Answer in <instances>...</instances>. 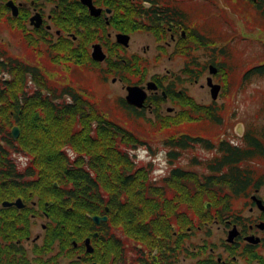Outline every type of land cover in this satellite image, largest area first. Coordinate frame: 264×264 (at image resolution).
<instances>
[{
	"label": "flooded vegetation",
	"instance_id": "flooded-vegetation-1",
	"mask_svg": "<svg viewBox=\"0 0 264 264\" xmlns=\"http://www.w3.org/2000/svg\"><path fill=\"white\" fill-rule=\"evenodd\" d=\"M87 1L0 0V27L8 23L12 27L11 30L18 35L33 40L34 45L44 44L43 46L49 49L61 43L64 46L72 45L79 39L89 48H87L88 52L93 50L94 46H100L105 55L103 62L109 66V71L118 74L113 82H119L125 91L130 86L140 87L146 94L141 109L127 105L128 108L138 112L148 110L153 116L162 111L164 104L181 106L184 112L195 111L198 106L193 97L176 86L182 82L179 78L165 81L164 78L153 77L146 81L139 79L135 84H126L125 74L129 73L133 56L132 54L127 56L128 46L117 42V35H126L130 39L131 35L141 33L144 31L142 28L146 27L147 31L152 30L155 35L152 34L155 39L153 43L156 49L158 47V54L162 55L160 57L166 55L164 48L166 50L172 48V52L168 53V60L172 55H178L190 58L189 63L193 66V50L208 47L210 44H207L208 38L197 35L194 30L186 26V15L175 5V1L163 7L156 5L155 18L149 16L150 11H153V5H150L148 0H89L91 6L99 10L97 16L91 15ZM253 1L254 4H258L260 8L258 10L264 16L262 3ZM124 16L128 17L127 25L123 23ZM115 18L118 21H115ZM138 20L140 23L137 22ZM106 31L110 32L106 33V43L102 44L100 32ZM147 33L150 35V32ZM200 38L202 42H198ZM53 42L56 44L52 45ZM67 50L68 48L65 49ZM114 50L124 52L125 56L118 55ZM3 55L4 51L0 48L1 63L4 62ZM90 58L92 59V51ZM142 60L145 62V58L139 56L136 62ZM208 65L209 72L212 64L209 62ZM182 69V79L186 85L191 84V77L193 83H197L191 68L184 64ZM216 70V73L211 75L218 76L221 70L219 67ZM4 77L6 74L1 73L0 86L6 81ZM213 81V84H217ZM150 83L153 84L152 89H148ZM220 87L217 99L222 98L223 90L221 85ZM183 88L186 89L184 86ZM207 90V95L213 100L210 88L207 87ZM125 98L121 102H125ZM166 110L171 112L172 107H167ZM5 136L9 140L10 138L16 140L10 130L8 134L2 136L1 143ZM168 140L173 141L172 144L176 143L175 145L179 144L177 141L180 140H187L188 143L185 146H170L171 143L163 142L167 150L166 175L157 180L159 204L163 209V212L160 211L161 217L157 223L152 224L147 218L143 219L149 212L146 209L141 218L133 216L131 219L118 222L119 214L113 212L116 218L109 222L107 217V221L99 225L95 224L96 230L92 232V237L86 238L85 241L89 240L93 252L95 250L98 252L96 262L100 264H264V172L256 178L251 170L226 168L196 170L190 168V165H186L189 168H185L178 161L185 151L194 149L196 140L178 137ZM211 150L216 151V155H221L218 147ZM8 156L17 172V179L13 182L15 185L5 186L6 180H1L0 183L3 186L0 187V244L5 248V254L14 256L15 260H18L21 257L25 259L27 251L32 253L41 243V238L37 236L34 239L30 238L32 231L30 227L33 226V220L36 218L38 204L31 198L36 192L34 185L30 184L28 187L25 184L23 189L18 186L19 181H25V172L30 165L25 164L24 169L20 170L14 162L15 159L12 158L13 154ZM189 163L196 165L197 161L191 158ZM236 172L237 174L233 175ZM186 211L190 213L187 214ZM155 225L157 231L153 232ZM118 231L121 232L122 237L118 235ZM123 236L130 241L129 245L123 242ZM92 238L95 240L92 241ZM22 239L24 243L21 244ZM49 246L50 242L46 244V248ZM81 252L83 254V251ZM84 252L90 257L93 255V252L91 254L86 252V247ZM83 259V256L78 255L79 262ZM81 264L98 263L90 261Z\"/></svg>",
	"mask_w": 264,
	"mask_h": 264
},
{
	"label": "rangeland",
	"instance_id": "rangeland-1",
	"mask_svg": "<svg viewBox=\"0 0 264 264\" xmlns=\"http://www.w3.org/2000/svg\"><path fill=\"white\" fill-rule=\"evenodd\" d=\"M152 1L157 2L160 7L166 4H173L172 1H175V5L186 15V26L194 30L197 35L208 38L207 44L210 45L193 50L192 61L194 65L191 66L192 64L189 63L190 58L172 55L171 59L168 60L167 56L169 55L168 53L172 52V48H168L167 50L164 48L166 55L160 57L162 55L159 56L158 47L156 49L153 43L155 35L152 30L135 33L129 39L126 54L127 56L132 54L133 63H130V65L133 67L132 70L137 73H133V75L125 74V79H127L125 83L129 85L135 84L139 79L146 81L153 77L164 78L165 81L179 78L182 82L176 84V86L182 88L187 95H191L198 107H209L217 110L215 115L221 121L219 124L199 122L200 124L197 125L188 121H181L178 126L171 125L173 128L169 126V128H162V124H160L161 120H165L169 116L178 117L184 109L181 106L164 104L162 111L157 113L154 111L155 116L148 113V110L142 111L141 115L135 116L133 112L123 107L120 102L124 100L126 91L119 82H113L118 74L109 71V66L106 62H94L90 58L91 51L93 53V50H89L88 52L89 48L82 44L81 39L72 44V49L76 50L79 54L78 56H80L77 59L78 63H76L72 59L71 61L66 59V52L62 53V58H59V56H53L55 51L49 49L47 46H43L44 44L38 43L34 45L33 40L25 39L23 36L12 31V27L8 23L0 27V48L4 51L3 57L5 60H13L19 64L23 63L36 67L44 77L43 83L48 87L60 88L63 82L68 81L78 91L84 90V93L88 94L92 101H96L108 120L123 129H127L138 140L147 144V146L137 145L133 149V157L130 156L133 162H135L134 165L136 167H139V169L147 168V179L142 174L138 179L141 184L140 188L144 186V189L146 187L144 185L145 182H153L158 185V178L153 175L159 169V162L156 160V157L159 152L167 151L163 142L167 143L169 137L174 136L176 138L179 134H187L191 139L194 138L196 140L194 142V145H196L194 149L185 151L178 163H181V166L185 168H189L186 165H190V168L200 170L205 169V162L216 155L217 152L211 150V148L217 147V143L225 140V142H229L231 145L240 146L242 145L241 142L245 133L248 131L260 133L264 126V76L243 80V76L247 70L264 63V16L261 15L258 8L253 7L252 0ZM256 2L262 3L264 6V0H256ZM137 22L140 23V20ZM76 30L79 31V29ZM107 32L110 31L100 32V42L102 44L106 43ZM147 32H150V35ZM53 44L56 43L53 42ZM188 45L190 44L188 43ZM63 49L65 50L66 48ZM220 50L222 51L221 53ZM50 51L51 53H48ZM114 52L118 55L124 53L118 50H114ZM123 55L125 56V54ZM139 56L140 58H145V62L143 60L136 62ZM209 62L212 64L211 66L216 69L219 67L221 70L218 76L209 74ZM184 64L193 70L197 83H193L192 77L190 78L191 84L186 85L184 83L181 74ZM14 75L10 78H6L8 77L6 75L4 78L7 81H11ZM208 77L212 81L215 78L213 82L222 86V98L216 101L211 100L207 95L206 79ZM27 80L25 89L27 88L26 91L33 93L36 86L30 83L29 79ZM167 107H172L171 112H167ZM13 127L18 128L17 126H10L6 131L9 132ZM92 127L94 128L93 124ZM18 132L16 141L19 140L20 136L19 128ZM199 142L201 144H198ZM205 142H211L209 148L202 146ZM64 149L68 155L74 156L70 148L65 146ZM141 153H146L143 159H140ZM11 154H13L12 158L15 159L14 162L20 170L24 169L25 164L34 168L33 156H29L21 151H16L15 153L11 151ZM191 158H195L198 163L196 165L192 164V166L189 163ZM148 165H152L151 169L148 168ZM241 170H251L256 178H259L264 172V158H255L252 162L245 163ZM136 171L137 169L131 170L132 173H137ZM33 179L32 177L30 181L26 176L23 182L30 184L34 182ZM34 194L31 196L32 201L34 200L38 205L36 208V218L33 220V226L30 227L32 230L30 238L34 239L36 236L37 238H41V243L39 242L40 244L37 245V248H40L43 246L44 237L54 231L55 223L51 221L49 215V201H45V208L41 209L39 198L36 192ZM148 195L146 194L145 196ZM26 197H28V194H26ZM137 201V207L143 210V212L146 211L147 207L144 205L143 200ZM160 211L163 212L162 207L161 210L158 208V211L156 210L152 214L148 213V215L144 213L146 216L141 217L143 219L147 218L150 222V216L155 213H159L161 217ZM186 213L189 214L190 212L186 211ZM153 227V232L157 231L155 230L157 225ZM118 235L122 237L120 231H118ZM48 241L46 242L49 243ZM123 242L127 245L130 244V241L124 236ZM20 243H24L23 239ZM74 246L77 248V244ZM83 246L85 247L84 243ZM37 248L32 253L27 251L25 254L26 258L21 257V259L29 262V264H39L34 262L36 259L41 260L43 264H70V261H78V264L83 263V261L79 262L78 255L83 256L85 252L82 254L81 251H73L72 254H68L66 253L68 249L60 250L61 247L58 241L50 244L48 248L45 245V247L40 249L39 254L35 252ZM94 263L100 264L96 261Z\"/></svg>",
	"mask_w": 264,
	"mask_h": 264
},
{
	"label": "trees",
	"instance_id": "trees-1",
	"mask_svg": "<svg viewBox=\"0 0 264 264\" xmlns=\"http://www.w3.org/2000/svg\"><path fill=\"white\" fill-rule=\"evenodd\" d=\"M148 3L153 5L149 16L155 18L158 4L152 0H148ZM253 7L260 9L258 4L253 3ZM123 19V23L127 25L128 17L124 16ZM115 21L118 19L115 18ZM142 29L148 30L146 27ZM198 42H202L201 38ZM51 49L55 51L53 56L62 58V53L66 52L68 61L72 59L78 63L80 56L72 49L71 44L64 46L61 43L58 46L53 45ZM132 69L130 66L128 75L137 73ZM1 73L8 75L6 78L15 75L11 81L6 80L0 86V141L2 136L8 134L6 129L10 126H17L20 136L16 141L12 138L9 140L6 135L3 142H0V180L7 181L5 186L15 185L13 182L17 179V172L8 156L10 151H21L33 156L34 168L29 166L25 174L28 180L34 178V182L30 184L35 186L40 208H45V201H49V215L55 223L54 231L44 237L43 246H36L38 251L35 252L39 254L48 240L50 244L58 241L60 250L68 249V254L73 251L84 252L85 239L92 237V232L96 230L92 222L93 217L106 216L110 222L116 218L113 212H117L120 222L133 216H144L143 210L137 207V200L140 199L149 214L158 211V208L161 210L157 184L145 182V189L144 186L140 188L138 179L141 174L147 179L148 171L147 168L136 167L130 158L133 157L132 152L137 145L147 146L146 143L138 140L127 129L108 120L96 101H92L84 90L78 91L68 81L63 82L56 90L43 83L44 77L36 67L5 59L3 63L0 62ZM262 76L264 63L247 70L243 80ZM27 79L36 86L33 93L25 89ZM121 104L127 110L135 112V116L141 115V112L128 108L124 101ZM216 113L215 108L197 107L193 112L182 111L178 117L169 116L161 120L160 124L162 128H173L171 125L178 126L181 121L197 125L201 122L219 124L221 121L216 117ZM176 137L191 138L187 134H179ZM173 138L174 136L168 139ZM168 139L170 146H185L188 143L187 140H180L177 141L179 144L175 145L176 143L172 144L173 141ZM242 143L240 146H233L224 140L217 143L221 155H215L206 161L205 168L241 170L245 163L252 162L255 158H264V126L260 133H245ZM210 145L211 142L202 144L204 148H209ZM65 146L74 153L73 157L67 154ZM151 167L152 165H148L149 169ZM133 169H137V173H132ZM236 174L237 172L233 173ZM30 184H27L28 187ZM24 185L25 183L19 181L20 188L23 189ZM146 194L149 195L145 196ZM159 218V213H155L150 216V222L155 224ZM94 240L92 238V241ZM76 244L77 248L74 246ZM5 253V248L0 244V264H29L21 258L15 260L14 256ZM97 254L96 250L92 257L84 253L83 263H89L91 258L92 262L96 261ZM34 262L43 264L39 259ZM69 263L78 264L77 261Z\"/></svg>",
	"mask_w": 264,
	"mask_h": 264
},
{
	"label": "water",
	"instance_id": "water-1",
	"mask_svg": "<svg viewBox=\"0 0 264 264\" xmlns=\"http://www.w3.org/2000/svg\"><path fill=\"white\" fill-rule=\"evenodd\" d=\"M87 4L90 7V13L91 15L97 16L99 15V10L94 9L91 4L89 3V0L87 1ZM128 41H129V37L126 35H117V42L119 44H122L124 46H128ZM92 59L95 62L98 63H102L105 60V55L102 52V49L100 48V46L96 45L93 48V53H92ZM209 73L210 74H215L216 73V68H214L213 66L209 67ZM207 86L210 88L211 90V96L213 100L217 99L218 93L220 91V86L213 84L211 78H208L206 81ZM153 84L150 83L148 84V89H152ZM127 90V96L125 98L126 103L129 106L135 107L137 109H141L144 105V101L146 99V94L144 92V90L140 87H135V86H130L126 88ZM18 128L14 127L11 130V134L13 138H17L18 137ZM240 134V131H239ZM19 206V205H18ZM92 221L94 224L99 225L101 222H105L107 221L106 217H93ZM85 247H86V252L91 254L93 252L92 247L90 246V241L86 240L85 241Z\"/></svg>",
	"mask_w": 264,
	"mask_h": 264
},
{
	"label": "clouds",
	"instance_id": "clouds-1",
	"mask_svg": "<svg viewBox=\"0 0 264 264\" xmlns=\"http://www.w3.org/2000/svg\"><path fill=\"white\" fill-rule=\"evenodd\" d=\"M144 155H146V153H141L140 159H143ZM156 160L159 162V169L155 171L153 175L156 178H161L164 175H166V168H167L166 153L163 151L159 152L156 157Z\"/></svg>",
	"mask_w": 264,
	"mask_h": 264
}]
</instances>
